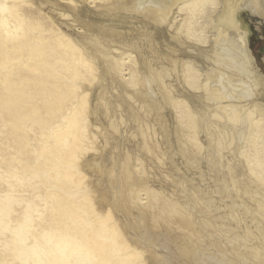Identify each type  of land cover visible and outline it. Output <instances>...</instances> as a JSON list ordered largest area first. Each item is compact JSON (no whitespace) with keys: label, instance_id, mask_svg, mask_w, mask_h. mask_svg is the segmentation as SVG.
Instances as JSON below:
<instances>
[{"label":"bare ground","instance_id":"bare-ground-1","mask_svg":"<svg viewBox=\"0 0 264 264\" xmlns=\"http://www.w3.org/2000/svg\"><path fill=\"white\" fill-rule=\"evenodd\" d=\"M78 1L167 24L171 38L182 45L209 44L206 51L196 46L205 68L166 55H158L160 66L153 67L142 52L134 56L124 44L113 48L103 30L83 22L84 42L58 38L54 61L47 54L52 48L40 39L22 68L31 76L20 75V67L9 69L16 77L1 73L0 113L7 128L0 131L6 132L2 139H9V153L16 157L1 162L12 180L0 178L13 184L0 192V233H13L14 258L21 264H264V75L250 51L251 29L242 17L249 11L264 18V0H71L75 14ZM18 11L0 0V27L6 34L9 17H19ZM21 26L13 25L15 34ZM35 30H42L41 22L29 24L27 35L8 46L0 41L1 69L20 64L24 48L37 38ZM143 37L153 41L147 31ZM93 57L105 63L107 73L114 69L112 82L131 91H125L130 120L106 108L109 133L123 142L140 137L135 151H111L107 161L102 157L107 136L89 114L93 85L102 77ZM173 75L178 88L170 82ZM195 92L200 105L194 103ZM167 109L174 114L177 153L185 164L197 170L205 160L217 172L212 192L221 197L222 215H215L221 205L209 192L200 186L186 190V180L173 172H166L165 179L172 178L184 196L190 193V200L181 204L173 192L150 185L141 156L177 167L176 152L162 143L169 140ZM32 126L38 135H30ZM102 176L109 190L101 188ZM15 204L21 210L11 218ZM175 229L182 231L180 238L172 234ZM0 245L9 249L6 240Z\"/></svg>","mask_w":264,"mask_h":264},{"label":"rangeland","instance_id":"rangeland-1","mask_svg":"<svg viewBox=\"0 0 264 264\" xmlns=\"http://www.w3.org/2000/svg\"><path fill=\"white\" fill-rule=\"evenodd\" d=\"M57 2V6H54L53 3H46L44 0H31L30 3H23V0H7V4L13 3L14 6L19 7L18 16L16 18V15L14 14L13 17H9L10 25H11V31L10 33L6 34L5 31L0 27V41L4 42L7 46L16 40L22 39L24 35H27V28L29 24H34L37 22L42 23V30H35L34 33L37 35V38H34L30 41L31 47H25L20 58H19V65L18 66H9V63L7 64V67L4 69H1L0 67V88L2 85L1 81V73L6 72L8 77H16V75H10L9 69H13L16 67H20L21 69L26 66V62L29 59V52L32 49H36L40 43L43 41V45H46L48 47H51L52 50L48 51L47 54H49V59L54 61V56H58L59 53H55L54 51H60V47L57 45L56 40L58 38L62 39L63 41L67 40H74L76 39L78 42H84L82 39V34L80 33V29H86L87 27H83V22H88L92 24L93 26L99 28L100 30H103L105 32L104 39L108 41V44L111 45L113 48H117L121 46L122 44L126 45L125 49L132 50V55H138L139 52H142V56H145L147 60H150L151 65L153 67L159 68L160 64L158 63V55L159 57L162 55L166 56H174L177 58H182L187 61H192L196 65L199 64L200 67L205 68V64L203 62L202 57L199 55V50L196 46L204 47L202 48L204 51L209 49V44H195L191 43V41L182 44H179L176 40L171 38V35L173 31L172 28L168 27L167 24L165 25H158L153 23L147 18L142 17L141 15L137 14H126L125 12H108L104 9H94L91 7L89 3L78 1V12L75 14L70 10L69 2L71 0H53ZM211 15L210 13H208ZM177 13L173 14V16H176ZM209 15L207 17H209ZM172 16V17H173ZM1 17V15H0ZM177 20L181 18V16H177ZM206 17V19H207ZM243 19L245 22L249 25L251 29V35H250V51L255 59V62L260 69L261 73L264 75V18L254 14L249 11H246L242 14ZM73 18L77 19V21L73 22ZM200 19V21H202ZM22 23V26L20 29H17V34L15 29H13V25H18ZM88 31V30H87ZM148 32V34H152L153 41L146 42L143 40V36L145 32ZM91 32V31H90ZM114 32V34H111ZM118 32V33H117ZM171 34V35H170ZM208 35H211L213 33L207 32ZM33 35V34H31ZM42 39V41H40ZM113 42H112V41ZM134 43L139 46L138 49H134V47L128 46L127 44ZM204 45V46H203ZM171 46V47H170ZM172 47L177 52H172ZM175 53V54H174ZM178 53V54H176ZM95 58V57H93ZM58 59V57H57ZM16 60V59H15ZM164 61V60H163ZM16 62V61H14ZM22 63V64H21ZM94 66L102 73L101 78H97L94 86V92L93 96L91 97V100L89 102V110L91 111L90 118L91 121L95 124H98L99 128L102 129V131L107 136L109 146L106 148L107 155L103 154V160H108V155L111 151H115L118 154H123V152L127 149L129 152L135 151L136 145L140 141V137L137 136L135 138H130V140H126L123 142L120 136L117 135H111L109 133V130L107 128V125L105 123L104 119V113L106 112L107 107H112V109L117 113L118 115H122L127 121L130 120V100L125 95L126 92H131L130 89L127 88V91L123 89V85L116 83V80L114 82L111 81L110 75L114 74V69H110V73L106 72L105 63L101 62L99 59L95 58V62L93 63ZM162 64H166L167 66H170V64L164 62ZM34 66V65H33ZM140 66H143L142 63ZM30 68V67H28ZM180 68V66H179ZM26 72V73H25ZM36 72V71H34ZM21 73V74H20ZM28 73V74H27ZM42 73V72H40ZM20 75L31 76L30 72H27L25 70H20ZM25 74V75H24ZM44 74V73H43ZM107 76V77H106ZM46 77V76H45ZM106 77L104 80L102 78ZM128 77V76H126ZM174 78L170 79V82L173 86H176L178 88V84L176 81V77L173 75ZM51 79L56 77H49ZM66 79H64L65 81ZM70 78L67 79L68 82H70ZM185 90V89H184ZM126 91V92H125ZM179 91H181V87H179ZM192 92V91H191ZM193 93V92H192ZM196 93V94H195ZM194 94V103L200 105V102L197 101L198 92H195ZM73 103V102H71ZM106 103V104H104ZM108 104V106H107ZM117 104H120V106H117ZM72 107V106H71ZM171 111V112H170ZM69 110L67 111V113ZM142 115L143 112H140ZM165 118L168 123V129L169 131V140L168 143L165 140H162L163 146L166 144L168 145V149L171 150L172 153L176 152V155L174 156V161L177 165L176 168L179 170H176L174 165H171L169 160L166 161V165L161 166L163 164L157 163V161H151V157H143L144 161L147 163V171L149 183L154 188H158L161 186L163 189L166 190V192L174 193L176 195L175 199L178 200L181 204L185 202V200H188L189 197H191L190 193H187V196H184V194L181 192V187H177L174 185L171 179H165L164 175L166 172L174 173V177L177 176L180 179L186 180L185 187L186 190L188 189H195L199 187L201 190H204L207 193L212 195V198L216 201L217 204L221 205V208L217 211H215V215H222V200L219 194L213 193L212 191L215 188L216 182L214 181L217 172H215L214 167H212V170L210 168V165L206 163L205 160H203L200 163L199 169H193L192 167L185 164L184 158L181 156L178 151V145L176 142L174 127H173V121L175 122V119H173L174 114L172 110L167 109L165 110ZM155 115H152V119L150 121L153 122ZM2 113H0V130H5L7 128V124L4 123L2 125ZM130 125L128 124V127ZM159 130V129H158ZM30 135L37 134L36 128L32 126L29 128ZM6 135V132L3 133L0 131V174L7 175V178L11 176L10 172H7L6 167L1 165L2 160L6 161V163L9 162V158L16 157V155H11L9 152L12 151V148L7 147V142L9 139H2L3 136ZM38 135V134H37ZM204 135L201 134L202 141L204 140ZM159 141L161 142L160 135H159ZM31 144L33 141L30 142ZM169 144L172 145V147H169ZM167 149V150H168ZM138 152V151H137ZM136 152V153H137ZM141 155V153H140ZM205 162V163H204ZM160 164V165H159ZM208 166V167H207ZM234 166H237L236 164ZM237 169H239V166H237ZM200 173L204 174L203 180L200 177ZM93 175V172L90 171V176ZM97 176V174L95 175ZM219 177L222 180V173H219ZM9 180H12L10 177ZM97 182V179L95 180ZM13 184L11 181L9 184ZM107 183V178L102 176V185L101 188H104V190H109ZM7 183L0 178V192L4 189H9ZM187 185V186H186ZM241 185H243V181H241ZM22 189V186L14 185L12 189ZM29 188V187H28ZM193 189V190H194ZM12 192V191H10ZM212 192V193H210ZM29 193V192H28ZM109 191L107 192V194ZM24 194H27L25 191ZM191 198H189L190 200ZM21 205L15 204V212L12 213L11 218H15L16 215L21 210ZM196 217H199V214H196ZM217 224H221L222 220L217 219L215 220ZM14 224V222H13ZM173 235L176 238H180V234H182V231L176 230L172 231ZM191 236V235H190ZM189 236V237H190ZM13 239V233L10 231H5L3 234L0 233V243L3 241H7L9 244V249L4 248L3 245H0V264H9L13 262L14 264H21L19 261H17L14 258V255L12 253V240ZM180 241V239H177Z\"/></svg>","mask_w":264,"mask_h":264}]
</instances>
